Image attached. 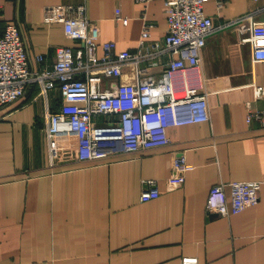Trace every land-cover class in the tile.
I'll return each instance as SVG.
<instances>
[{
    "label": "crops",
    "instance_id": "crops-1",
    "mask_svg": "<svg viewBox=\"0 0 264 264\" xmlns=\"http://www.w3.org/2000/svg\"><path fill=\"white\" fill-rule=\"evenodd\" d=\"M54 4H84L100 43L117 51L142 53L162 40L167 27L162 0H0V32L14 23L25 44L29 66L36 56L51 63L56 46H80L61 23L43 21ZM264 0H205L215 29L202 47L199 80L208 91L209 121L168 129L170 143L104 161L52 160L47 149L46 114L63 102L58 88L45 94L34 84L15 101L0 106V264H179L194 255L198 264H264V61H254L250 26L230 19L261 8ZM126 19L124 22L123 19ZM255 20H263L258 11ZM144 21L149 35L139 45ZM167 53L122 66L159 72ZM250 102L260 118L245 119ZM115 116L93 117L98 128ZM192 169L184 182L167 186L173 156ZM154 179L159 195L142 201L143 181ZM257 180V201L235 213L207 211L211 185ZM227 202L229 189L225 187Z\"/></svg>",
    "mask_w": 264,
    "mask_h": 264
},
{
    "label": "built area",
    "instance_id": "built-area-1",
    "mask_svg": "<svg viewBox=\"0 0 264 264\" xmlns=\"http://www.w3.org/2000/svg\"><path fill=\"white\" fill-rule=\"evenodd\" d=\"M143 5L150 0H135ZM166 11V32L155 40L147 52L117 51L116 43L106 40L98 47V28L86 15L84 4H54L45 7L43 21L61 23L65 35L81 42L80 46H56L51 63H42L36 56L37 69L29 66L27 52L18 27L4 24L0 32V106L9 104L36 84L45 94L58 88L63 102L46 114L47 149L52 160L70 156L77 160L104 161L110 157L140 149L167 145L168 129L183 124L209 121L208 91L192 82L199 80L200 51L206 37L215 29L204 12L205 0H162ZM255 1V0H254ZM223 0H217L219 6ZM262 10L252 8L230 19L229 23L246 22L254 61H264V19L255 20ZM125 22L126 19L124 18ZM144 21L139 45L149 35ZM167 53L170 57L159 72L133 67L131 80H120L122 66L137 64ZM264 98V86L254 85V98ZM245 119L260 118L259 112L245 102ZM115 116L98 128L93 117ZM192 169L182 154L173 156L171 173L166 182L174 188L184 182ZM139 198L146 201L159 195L154 179L143 181ZM229 189V199L225 187ZM260 182L257 180L219 181L211 185L206 208L211 213H235L257 201ZM179 264H198L194 255L182 256Z\"/></svg>",
    "mask_w": 264,
    "mask_h": 264
}]
</instances>
